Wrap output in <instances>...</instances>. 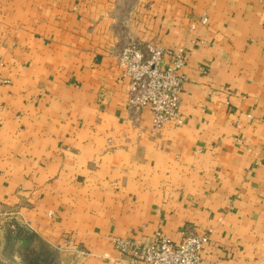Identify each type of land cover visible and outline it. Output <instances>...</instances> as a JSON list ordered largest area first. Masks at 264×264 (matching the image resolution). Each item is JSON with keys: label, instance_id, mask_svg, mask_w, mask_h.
<instances>
[{"label": "crops", "instance_id": "0c3cea01", "mask_svg": "<svg viewBox=\"0 0 264 264\" xmlns=\"http://www.w3.org/2000/svg\"><path fill=\"white\" fill-rule=\"evenodd\" d=\"M128 40L187 50L181 125L126 108ZM187 228L264 264V0H0V264H124L112 237Z\"/></svg>", "mask_w": 264, "mask_h": 264}, {"label": "built area", "instance_id": "2783aa9c", "mask_svg": "<svg viewBox=\"0 0 264 264\" xmlns=\"http://www.w3.org/2000/svg\"><path fill=\"white\" fill-rule=\"evenodd\" d=\"M200 21L205 23L206 17H200ZM116 60L128 83L125 100L128 110L137 113L146 108L153 130L166 123L182 124L179 102L187 61L184 47L164 49L155 42L128 40L119 48ZM207 242L206 234L190 228L182 231L178 243L161 233L143 241L112 237L124 264H209L202 256Z\"/></svg>", "mask_w": 264, "mask_h": 264}, {"label": "rangeland", "instance_id": "374dc122", "mask_svg": "<svg viewBox=\"0 0 264 264\" xmlns=\"http://www.w3.org/2000/svg\"><path fill=\"white\" fill-rule=\"evenodd\" d=\"M8 254H9V256H15V258L17 260H20V263L19 264H38L39 261H40V248L39 247L37 249L36 248H33V253H31V255L29 254L30 256H27V258L29 260L26 258V251L23 248H19L18 250L13 249L10 252H8ZM7 259H9L10 261H12V258L10 259V257L7 258ZM7 259H5V262L3 264H15L13 262L9 263L8 262L9 260H7Z\"/></svg>", "mask_w": 264, "mask_h": 264}]
</instances>
